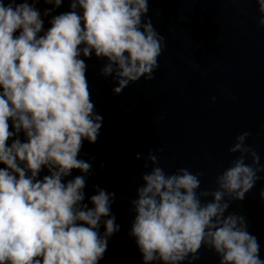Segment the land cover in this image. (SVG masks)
<instances>
[{
  "label": "clouds",
  "instance_id": "clouds-1",
  "mask_svg": "<svg viewBox=\"0 0 264 264\" xmlns=\"http://www.w3.org/2000/svg\"><path fill=\"white\" fill-rule=\"evenodd\" d=\"M259 3L264 12V0ZM70 7L40 35L43 20L34 6L0 0V264H99L107 238L119 230L110 216V194L99 191L89 208L82 203L84 178L63 182L71 170L89 169L77 156L84 139L96 141L102 120L92 114L86 64L79 57L93 50L107 57L106 73L116 63L119 93L152 71L160 43L150 24L141 31L147 0H74ZM43 168L50 175L38 179ZM254 177L240 159L220 177V186L242 200ZM144 180L132 235L145 264H177L202 242L222 254L221 264H264L243 218L221 219L227 208L219 203L222 192L202 206L195 194L199 181L186 170L165 176L156 168ZM102 217H109L103 235Z\"/></svg>",
  "mask_w": 264,
  "mask_h": 264
},
{
  "label": "water",
  "instance_id": "water-1",
  "mask_svg": "<svg viewBox=\"0 0 264 264\" xmlns=\"http://www.w3.org/2000/svg\"><path fill=\"white\" fill-rule=\"evenodd\" d=\"M27 2L40 13L43 35L53 17L72 11L74 0H61L59 6L54 0ZM260 8L259 0H147L141 31L150 24L161 51L152 71L129 81L119 93L118 65L112 63V71L106 73L111 63L107 57L94 50L87 57L81 53L92 114L102 120L96 141L84 139L77 156L89 169H73L63 182L82 176V203L89 208L94 207L90 198L99 191L110 194V216L119 230L107 238L99 264H145L132 226L139 190L146 186L144 176L156 168L165 176L185 170L196 176L195 194L202 206L222 192L219 203L227 208L221 219L242 217L264 260V12ZM20 138L25 139L23 132ZM237 144L241 147L233 151ZM240 159L255 172L253 187L242 200L220 186V177ZM46 175L50 172L43 168L38 179ZM108 218H101V235ZM221 261L222 254L202 242L177 264ZM148 264L165 262L156 259Z\"/></svg>",
  "mask_w": 264,
  "mask_h": 264
}]
</instances>
